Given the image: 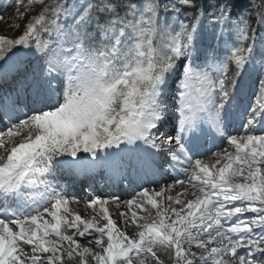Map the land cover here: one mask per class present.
<instances>
[{
    "label": "snow or ice",
    "instance_id": "6c2138e0",
    "mask_svg": "<svg viewBox=\"0 0 264 264\" xmlns=\"http://www.w3.org/2000/svg\"><path fill=\"white\" fill-rule=\"evenodd\" d=\"M13 2L28 19L0 35V264H264V10ZM61 171L131 195L83 216Z\"/></svg>",
    "mask_w": 264,
    "mask_h": 264
},
{
    "label": "rangeland",
    "instance_id": "374dc122",
    "mask_svg": "<svg viewBox=\"0 0 264 264\" xmlns=\"http://www.w3.org/2000/svg\"><path fill=\"white\" fill-rule=\"evenodd\" d=\"M1 2H3V3L2 4L0 3V4L2 6H4V7H6L7 10H2L3 13H0L1 17H3L2 19H0V35H6V36H9V37H13V38L14 37H17L20 34V31L23 29V26L26 23L28 17H25L26 19L24 18V19L17 20L16 19V16H17V8H18L17 4L15 2H13V0H1ZM9 3H11V7H7V5ZM259 3L260 2H257V1H252V2L247 1V2L244 3V8L250 10L255 15L259 11H261V8L263 6V3H261V5ZM39 7L40 6L37 5L34 8V10L29 13V16L35 15L36 12L39 11ZM0 9H3V8H0ZM11 10H15V11H11ZM19 10L21 12L24 11V7L23 6H20L19 7ZM10 22H12V23H10ZM17 23L20 25V29H17V28H15V27L12 26L13 24H17ZM258 31H259V29H258ZM209 39H211V38L209 37ZM251 94H252V92H251ZM247 99H248V96H247L246 100ZM248 100H250V99H248ZM173 175H176V174L173 173ZM164 184H166V181L164 182ZM86 211L87 210L84 209L83 212H85V214H86ZM112 211H115V208H113ZM81 215H83V213ZM114 218H116L115 215H114ZM161 259L164 260V264H171V261L168 259V257L166 255L161 254Z\"/></svg>",
    "mask_w": 264,
    "mask_h": 264
},
{
    "label": "bare ground",
    "instance_id": "6f19581e",
    "mask_svg": "<svg viewBox=\"0 0 264 264\" xmlns=\"http://www.w3.org/2000/svg\"><path fill=\"white\" fill-rule=\"evenodd\" d=\"M3 3V2H2ZM1 3V4H2ZM6 4V3H5ZM4 4V5H5ZM11 9V8H10ZM11 11H15V10H11ZM0 13H3V11L2 10H0ZM0 17H1V15H0ZM3 18V17H2ZM14 18V17H13ZM12 19V18H11ZM26 19V18H25ZM13 22V21H12ZM12 22H10V23H12ZM23 24V23H22ZM5 30V29H4ZM8 33V32H7ZM67 195H69V192L67 193ZM72 208L73 209H75V210H78V211H84V209L86 210V208L85 207H82V205L80 206L79 205V203L77 204V203H73L72 205ZM114 213H115V211H113ZM85 213V212H84ZM89 215H91V209L88 211V212H86V214H85V216H89Z\"/></svg>",
    "mask_w": 264,
    "mask_h": 264
},
{
    "label": "trees",
    "instance_id": "16d2710c",
    "mask_svg": "<svg viewBox=\"0 0 264 264\" xmlns=\"http://www.w3.org/2000/svg\"><path fill=\"white\" fill-rule=\"evenodd\" d=\"M247 1H250V2L257 1V2H260L259 3L260 5L261 3H263V6H264V0H238L239 7L244 8V3Z\"/></svg>",
    "mask_w": 264,
    "mask_h": 264
}]
</instances>
